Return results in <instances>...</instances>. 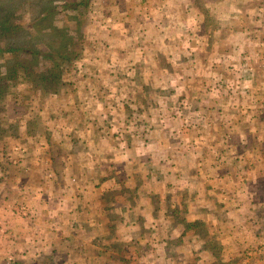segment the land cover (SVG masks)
Listing matches in <instances>:
<instances>
[{"label":"rangeland","instance_id":"1","mask_svg":"<svg viewBox=\"0 0 264 264\" xmlns=\"http://www.w3.org/2000/svg\"><path fill=\"white\" fill-rule=\"evenodd\" d=\"M6 2L31 18L61 0ZM88 4L80 26L56 16L82 48L65 94L21 86L0 110L18 135L0 145V264H264V0Z\"/></svg>","mask_w":264,"mask_h":264},{"label":"trees","instance_id":"2","mask_svg":"<svg viewBox=\"0 0 264 264\" xmlns=\"http://www.w3.org/2000/svg\"><path fill=\"white\" fill-rule=\"evenodd\" d=\"M88 2L89 0H61L59 4L32 7L36 15L30 18L26 17L27 10H24L23 7H19L21 8L19 9L10 2L5 4V0H0V110L6 109L7 102L10 101H13L15 105L20 104L18 92L21 86L38 92L43 97L48 95L57 97L65 94L67 89L65 81L75 69L76 63L80 61L82 48L79 44L77 46L66 44L62 35L64 32H70L72 26L67 27L65 23L57 26L55 21L62 20L64 16L67 19L69 17V21L73 20L80 26V23H83L88 16L85 13L81 18L79 8L90 7ZM28 10L30 11L31 8ZM68 12H70V16H68ZM56 16L59 18L56 19ZM79 28L74 30V32L76 31L74 35L77 37L76 41L80 42L84 34ZM45 33H49L51 36L43 39L42 35ZM38 44L46 48V52L37 50ZM8 57L12 61L9 68L6 67L5 60ZM250 75H252V71L245 70L238 74V77L234 76L233 80L240 86L245 82H250ZM19 78L21 79L20 84H18ZM224 86H227L226 82ZM205 89L208 93L213 90L211 86ZM38 123L35 124V121L28 119L24 123V134L28 136L40 135L42 129L38 128ZM200 125L201 127L207 126L204 122H201ZM16 126L17 122L6 124L5 118L0 113V145H7L10 137H18L15 133ZM191 126H194L195 129L197 127L196 124ZM10 131L13 132L11 135ZM17 211L20 215V209ZM188 226L192 228L197 226V223Z\"/></svg>","mask_w":264,"mask_h":264},{"label":"crops","instance_id":"3","mask_svg":"<svg viewBox=\"0 0 264 264\" xmlns=\"http://www.w3.org/2000/svg\"><path fill=\"white\" fill-rule=\"evenodd\" d=\"M180 151V150H179ZM183 151H185V149H183ZM41 186H43V184L41 185ZM9 207V206H8ZM45 208V203H42L41 204V208H39V210H37L36 208V210H35V212L37 213V216L38 215H40L41 217H42V213H43V209ZM4 209V207H1V209L0 210H2V211H4L3 210ZM20 211H21V213L20 214H22L23 213V210H21L20 209ZM39 211V212H38ZM9 212H11L12 213V211L11 210H9ZM50 213V218H47V217H42V218H40V223H41V226L40 227H42V229H48V228H50V226H52L53 224H54V220H57V219H59V218H57V217H54L53 216V214H52V211H50L49 212ZM27 215V214H26ZM31 215V214H30ZM34 215H32L31 216V218L33 217ZM34 218H35V216H34ZM37 218V217H36ZM29 219H30V217H29ZM28 219V220H29ZM192 222L191 223H194V221L193 220H191ZM35 229H38V228H35ZM11 231V230H10ZM24 231L26 232V228L24 229ZM32 231H34L33 229H32ZM53 231H54V229H53ZM43 232V231H42ZM46 233L47 234H50L49 233V230L48 231H46ZM43 234H45L44 232H43ZM12 238L14 237V232H12ZM16 235L19 237V239H21V237L19 236V229H16ZM51 235V234H50ZM47 237H45L44 238V240L46 239ZM32 239L33 240H30V239H28L27 241H26V245H29V246H31V245H35L36 243H34V238L32 237ZM36 246H37V244H36ZM46 246V245H45ZM44 246V247H45ZM47 247V246H46ZM48 247H50V245H48ZM48 247H47V249H48ZM43 253H45V251H44V249H43V251H42ZM14 253H15V251H14ZM203 253V252H202ZM222 254H223V252H221ZM224 255V254H223ZM221 259H224V257H220V261H222ZM223 262H225L224 260H223Z\"/></svg>","mask_w":264,"mask_h":264},{"label":"built area","instance_id":"4","mask_svg":"<svg viewBox=\"0 0 264 264\" xmlns=\"http://www.w3.org/2000/svg\"><path fill=\"white\" fill-rule=\"evenodd\" d=\"M22 214L25 215V212H23Z\"/></svg>","mask_w":264,"mask_h":264}]
</instances>
